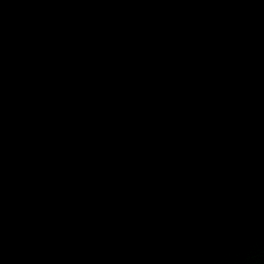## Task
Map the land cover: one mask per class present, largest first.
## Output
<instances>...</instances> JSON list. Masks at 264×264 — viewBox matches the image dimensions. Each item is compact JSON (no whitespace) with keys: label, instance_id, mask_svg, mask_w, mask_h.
<instances>
[{"label":"water","instance_id":"95a60500","mask_svg":"<svg viewBox=\"0 0 264 264\" xmlns=\"http://www.w3.org/2000/svg\"><path fill=\"white\" fill-rule=\"evenodd\" d=\"M0 264H264V0H0Z\"/></svg>","mask_w":264,"mask_h":264}]
</instances>
